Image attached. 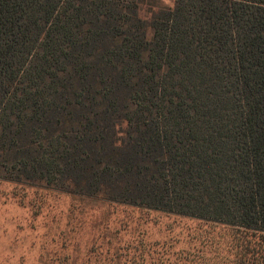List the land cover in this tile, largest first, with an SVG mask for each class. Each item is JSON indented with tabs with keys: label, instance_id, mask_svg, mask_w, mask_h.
Listing matches in <instances>:
<instances>
[{
	"label": "trees",
	"instance_id": "16d2710c",
	"mask_svg": "<svg viewBox=\"0 0 264 264\" xmlns=\"http://www.w3.org/2000/svg\"><path fill=\"white\" fill-rule=\"evenodd\" d=\"M0 182L241 230L264 264V0H0Z\"/></svg>",
	"mask_w": 264,
	"mask_h": 264
},
{
	"label": "rangeland",
	"instance_id": "374dc122",
	"mask_svg": "<svg viewBox=\"0 0 264 264\" xmlns=\"http://www.w3.org/2000/svg\"><path fill=\"white\" fill-rule=\"evenodd\" d=\"M244 236L238 229L0 182V264H184L196 250L221 261L233 258L231 242Z\"/></svg>",
	"mask_w": 264,
	"mask_h": 264
}]
</instances>
